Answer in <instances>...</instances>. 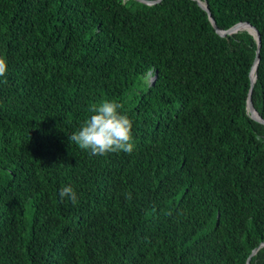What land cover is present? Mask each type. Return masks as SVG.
Segmentation results:
<instances>
[{
    "label": "trees",
    "instance_id": "trees-1",
    "mask_svg": "<svg viewBox=\"0 0 264 264\" xmlns=\"http://www.w3.org/2000/svg\"><path fill=\"white\" fill-rule=\"evenodd\" d=\"M201 3L253 71L196 0H0V264H264V0ZM104 99L131 154L69 140Z\"/></svg>",
    "mask_w": 264,
    "mask_h": 264
},
{
    "label": "clouds",
    "instance_id": "clouds-1",
    "mask_svg": "<svg viewBox=\"0 0 264 264\" xmlns=\"http://www.w3.org/2000/svg\"><path fill=\"white\" fill-rule=\"evenodd\" d=\"M8 65L6 58L0 57V77H6ZM3 83H7L4 79ZM123 105L114 100L104 99L88 108L90 116L69 137L80 149L91 155L103 156L109 153L131 154L135 150L132 134V121L120 110ZM59 198L67 199L73 205L78 197L72 185L59 189Z\"/></svg>",
    "mask_w": 264,
    "mask_h": 264
},
{
    "label": "water",
    "instance_id": "water-1",
    "mask_svg": "<svg viewBox=\"0 0 264 264\" xmlns=\"http://www.w3.org/2000/svg\"><path fill=\"white\" fill-rule=\"evenodd\" d=\"M144 3H147V4H153V3H157L158 1L160 0H140ZM197 4L202 7L209 15V19L211 21V24L213 26V28L215 29V31L221 35V36H224L228 33H232L234 31H236L237 29H240V28H247L249 31L252 29V33H254V35L256 36V41H257V48H256V54H255V59H254V64L252 66V71L256 68V65H257V61H258V54H259V47H260V34L257 30L256 27H254L252 24H250L249 22H246V21H243V22H238L232 26H230L228 29H225V30H221L217 27L214 19L212 18V16L210 15V11L208 9V7L206 6V4H202L201 3V0H196ZM155 76H153L152 78H154ZM254 75H251V78H250V81H251V87H252V84H253V80H254ZM247 109L248 111L250 112V116L256 120L257 122H260V123H263L264 124V120L261 118V116L259 114H257V116H253L251 114V110L255 111L254 107H253V103H252V100L250 98V96L248 97V100H247ZM256 112V111H255ZM257 113V112H256ZM264 245V242L260 243L257 247H255L252 252L250 253V256L253 255L257 249L261 246ZM247 264H249V259L247 260Z\"/></svg>",
    "mask_w": 264,
    "mask_h": 264
},
{
    "label": "bare ground",
    "instance_id": "bare-ground-1",
    "mask_svg": "<svg viewBox=\"0 0 264 264\" xmlns=\"http://www.w3.org/2000/svg\"><path fill=\"white\" fill-rule=\"evenodd\" d=\"M204 5V4H203ZM250 31H253L252 29L250 30ZM252 111V115L253 116H257V113L255 112V111H253V110H251Z\"/></svg>",
    "mask_w": 264,
    "mask_h": 264
}]
</instances>
